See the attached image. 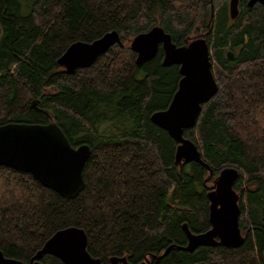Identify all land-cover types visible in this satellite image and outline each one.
Masks as SVG:
<instances>
[{"label": "trees", "instance_id": "1", "mask_svg": "<svg viewBox=\"0 0 264 264\" xmlns=\"http://www.w3.org/2000/svg\"><path fill=\"white\" fill-rule=\"evenodd\" d=\"M215 0H0V125L49 122L91 153L74 198L0 165V251L29 264L58 230L78 227L101 264H264V7L240 0L231 19ZM161 26L177 46L204 37L218 90L184 131L201 162L177 164V142L151 121L181 79L163 50L142 64L130 41ZM116 31L115 44L84 68L58 62L74 42ZM228 51L233 56L229 58ZM209 167V170L205 166ZM225 168L238 176L239 247L183 250L210 229L208 191ZM166 252V253H165ZM42 264H63L45 254Z\"/></svg>", "mask_w": 264, "mask_h": 264}, {"label": "water", "instance_id": "2", "mask_svg": "<svg viewBox=\"0 0 264 264\" xmlns=\"http://www.w3.org/2000/svg\"><path fill=\"white\" fill-rule=\"evenodd\" d=\"M256 3L264 7V0H248L249 7ZM228 13L231 19L238 16L239 0L229 1ZM115 44H121L116 31L105 33L90 43L77 41L66 49L58 62L68 72L88 67L97 56ZM159 46L163 50V65H179L182 77L169 106L154 112L151 121L167 131L177 142L175 151L177 164L193 161L203 163L197 145L184 136V131L196 125L202 106L209 102L218 90L212 70L210 47L204 37L177 46L171 35L161 26H154L147 32L137 34L130 41V48L136 53L138 64L152 59ZM227 55L232 58V51H228ZM30 107L46 114L49 122L45 124L10 122L0 125V165L29 173L41 185L60 196L74 198L84 185L82 171L91 149L87 144L71 146L46 110L37 107L35 100L30 103ZM205 166L209 170V167ZM237 176L235 169L225 168L214 179L213 186L207 193L211 227L208 231L197 234L192 233L184 224L187 244L182 247L183 250L194 251L200 246L218 245L239 247L243 243L239 228V195L233 189ZM45 254L57 257L63 264H101L98 258L88 253L87 235L78 227L56 231L34 254L29 264H42L40 260ZM0 264L24 263L5 257L0 251ZM109 264L130 263L125 257H111Z\"/></svg>", "mask_w": 264, "mask_h": 264}, {"label": "rangeland", "instance_id": "3", "mask_svg": "<svg viewBox=\"0 0 264 264\" xmlns=\"http://www.w3.org/2000/svg\"><path fill=\"white\" fill-rule=\"evenodd\" d=\"M228 1L230 0H215L214 1V6L216 7V9L218 7H220L221 5H224V4H228ZM213 185V184H212Z\"/></svg>", "mask_w": 264, "mask_h": 264}, {"label": "flooded vegetation", "instance_id": "4", "mask_svg": "<svg viewBox=\"0 0 264 264\" xmlns=\"http://www.w3.org/2000/svg\"><path fill=\"white\" fill-rule=\"evenodd\" d=\"M239 3H240V0H239ZM228 6H229V1H228Z\"/></svg>", "mask_w": 264, "mask_h": 264}, {"label": "bare ground", "instance_id": "5", "mask_svg": "<svg viewBox=\"0 0 264 264\" xmlns=\"http://www.w3.org/2000/svg\"><path fill=\"white\" fill-rule=\"evenodd\" d=\"M212 186H213V185H212ZM212 186H211V187H212Z\"/></svg>", "mask_w": 264, "mask_h": 264}]
</instances>
